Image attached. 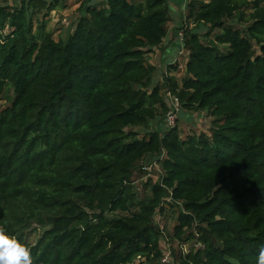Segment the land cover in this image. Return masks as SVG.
I'll use <instances>...</instances> for the list:
<instances>
[{
  "label": "trees",
  "instance_id": "trees-1",
  "mask_svg": "<svg viewBox=\"0 0 264 264\" xmlns=\"http://www.w3.org/2000/svg\"><path fill=\"white\" fill-rule=\"evenodd\" d=\"M21 1L0 9V229L30 249L32 264H256L264 0H185L174 28L184 50L180 85L170 76L178 65L154 83L159 72L148 62L176 15L169 0L88 2L66 42L42 19L55 3ZM169 92L179 114L206 110L210 131L150 130L167 121ZM148 159L161 172L144 182L149 202L132 187ZM157 207L168 217L180 209L173 230L156 222ZM36 224L50 227L29 243ZM162 238L189 248L164 263Z\"/></svg>",
  "mask_w": 264,
  "mask_h": 264
},
{
  "label": "rangeland",
  "instance_id": "rangeland-1",
  "mask_svg": "<svg viewBox=\"0 0 264 264\" xmlns=\"http://www.w3.org/2000/svg\"><path fill=\"white\" fill-rule=\"evenodd\" d=\"M49 4H56L54 8H51L49 11L44 10V13L46 15L42 17L43 13L39 14V16L34 17L35 24L37 23V19L41 18L46 19V27L47 30L50 31L53 35V38L55 40H60L63 42H66L69 40L70 37L73 36L75 31L77 30V27L79 25L80 20L82 19L84 13H83V7L86 6V3H94L100 0H45ZM251 3L254 0H249ZM22 5L21 0H0V9H6V10H13L14 8H20ZM38 17V18H37ZM175 23L172 19L169 21V28ZM189 27H193V24L190 23ZM6 33L10 32V29L5 30ZM180 38V39H179ZM170 39L172 40L173 37L170 33ZM177 39L176 44L177 48L175 50V53L172 51L166 52L165 56L169 61H171L169 64L172 65H178V70H175L171 73V77L176 80V82L179 83V85L182 83L183 78L185 75V69L183 67L184 65V50L182 45V37H175ZM169 44V43H168ZM162 54V49L158 50L156 52H151L148 54V62L154 64L157 67L162 68L161 64V58L160 55ZM168 67V66H165ZM154 83L163 82L162 78L159 76V79L155 78ZM213 118L209 116V113L206 110H200V111H186L182 110V112L178 115V120L176 122V128L182 137L192 135L194 133H199L202 131H210L212 126ZM172 129V128H171ZM133 130L143 133L144 129L142 128H134ZM150 130H158L161 133H165L170 130V127L165 120V117H161L160 119H157L150 124ZM148 168V174L145 177H138L137 173L133 176L132 180V187L136 191V195L138 198L146 197V201H151L153 198L152 192L147 189L145 190L144 182L146 180H149L152 178L153 182H157L160 179L161 172L160 164L159 162L155 160L148 159L145 161ZM140 178V179H139ZM139 201V200H138ZM142 203V200L141 202ZM155 206H157L155 204ZM180 212L179 208H175V211H170V217H168L166 214L162 215L158 209V207L155 210V220L156 222L161 226H166L169 230H173V228L178 224L177 217ZM198 221V220H197ZM198 223H200L198 221ZM201 224V223H200ZM50 224H36L31 229L28 230L27 235L29 239V243L36 244L39 237L49 229ZM190 232H187L189 234ZM196 234V233H195ZM187 237V236H186ZM182 239L174 238L172 242H168L167 239L161 240V250L165 255L160 259L164 263L172 262V252H179L182 248L183 250H187L189 248V245H185L183 247L180 243L182 242ZM197 241L192 240L191 243H195ZM199 246L200 244L197 243ZM166 260V261H164Z\"/></svg>",
  "mask_w": 264,
  "mask_h": 264
},
{
  "label": "clouds",
  "instance_id": "clouds-1",
  "mask_svg": "<svg viewBox=\"0 0 264 264\" xmlns=\"http://www.w3.org/2000/svg\"><path fill=\"white\" fill-rule=\"evenodd\" d=\"M0 264H32L31 252L20 241L0 229ZM256 264H264V247H261Z\"/></svg>",
  "mask_w": 264,
  "mask_h": 264
},
{
  "label": "crops",
  "instance_id": "crops-1",
  "mask_svg": "<svg viewBox=\"0 0 264 264\" xmlns=\"http://www.w3.org/2000/svg\"><path fill=\"white\" fill-rule=\"evenodd\" d=\"M169 1H170L171 5H172V11L175 12L176 15L172 14V18L171 19L173 21H175V23L170 27L169 34L165 38L164 43H163L162 54L160 55L162 68L156 66L157 69H158L157 72H159V76L160 77H161L162 73H165L168 70L169 65H171V64H169L171 61H169V59H167V57L165 56V53L166 52L168 53V52H170L172 50L175 53V50L177 48V44H176L177 39H175L176 34H175L174 28H176V26L178 24V21H179L178 16L181 14V11H184V6H185V0H169ZM170 33H171V36L173 37L172 40L170 39ZM165 66H168V67H165ZM172 72H174V71H171V73Z\"/></svg>",
  "mask_w": 264,
  "mask_h": 264
},
{
  "label": "built area",
  "instance_id": "built-area-1",
  "mask_svg": "<svg viewBox=\"0 0 264 264\" xmlns=\"http://www.w3.org/2000/svg\"><path fill=\"white\" fill-rule=\"evenodd\" d=\"M167 98L170 104V110L167 113V123L169 127L173 128L176 126V122L178 120V114L179 111L182 109V106L178 97L172 95L170 92L167 94Z\"/></svg>",
  "mask_w": 264,
  "mask_h": 264
}]
</instances>
